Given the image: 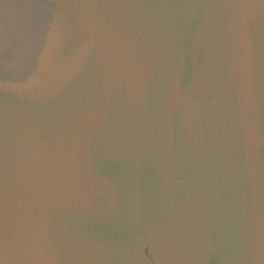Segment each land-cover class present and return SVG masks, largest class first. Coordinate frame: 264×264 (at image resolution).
I'll use <instances>...</instances> for the list:
<instances>
[{"label":"water","instance_id":"obj_1","mask_svg":"<svg viewBox=\"0 0 264 264\" xmlns=\"http://www.w3.org/2000/svg\"><path fill=\"white\" fill-rule=\"evenodd\" d=\"M0 264H264V0H0Z\"/></svg>","mask_w":264,"mask_h":264}]
</instances>
